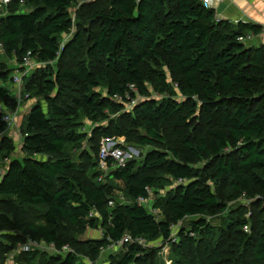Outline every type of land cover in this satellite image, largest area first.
<instances>
[{
    "label": "trees",
    "instance_id": "obj_1",
    "mask_svg": "<svg viewBox=\"0 0 264 264\" xmlns=\"http://www.w3.org/2000/svg\"><path fill=\"white\" fill-rule=\"evenodd\" d=\"M73 1L14 0L0 20V52L21 64L30 58L57 65L46 79L47 68L33 74L43 75L39 94L46 106L37 103L25 116L23 160L11 159V147L0 157L8 161L0 200L39 210L43 224L28 227L59 249L67 245V227L101 228L100 240L83 245L97 258L122 244L123 256L110 255L108 264H152L137 239L169 243L175 264H222L226 246L237 248L239 263L264 264V45L239 41L259 29L218 18L202 0H107V9L87 18L97 30L76 26L62 47L60 36L75 29ZM22 5L30 10L17 11ZM153 64L166 65L167 72ZM10 80L0 67V101L9 97ZM151 88L163 98L150 97ZM2 117L0 110L5 133ZM83 118L106 139L126 135L127 122L143 131L142 146L157 149L139 165L128 161L114 169L109 160L104 183L99 153L92 157L85 149ZM199 118L204 130L197 137L192 121ZM165 125L181 147L165 142ZM121 193L129 203L108 208ZM152 194L149 212L140 200ZM243 199L262 208L256 225L243 204L226 224H213L219 211ZM0 224L17 228L4 214ZM52 257L62 258L57 264L79 261L73 254Z\"/></svg>",
    "mask_w": 264,
    "mask_h": 264
},
{
    "label": "rangeland",
    "instance_id": "obj_2",
    "mask_svg": "<svg viewBox=\"0 0 264 264\" xmlns=\"http://www.w3.org/2000/svg\"><path fill=\"white\" fill-rule=\"evenodd\" d=\"M107 8V0H88L86 3H83L81 0L73 1L70 8V14L75 29H73V31L68 34H63L60 36L61 46L63 47V45L72 38V35L76 30V26L81 27L82 29L90 27L93 31L97 30L98 26L94 23L88 22L87 18L92 12ZM29 10L30 9L27 5H22L17 9L19 12H27ZM9 11L10 9L8 7H0V20L7 16ZM0 64L2 70L8 74L9 80L11 79L6 84V88L9 91V97L4 101H0L2 112L11 118V124H6V132L0 134V157L6 155V151L4 150L6 147H11V159L23 160L25 157V154L22 150L23 140L25 138V116L37 103L46 106V98L40 96L39 94L41 91L39 84L43 80V75L41 74L33 76V74L40 68H47L45 71L47 74L45 76L46 79L48 75L56 72L57 65L56 63L44 65L33 62L31 70L26 72L27 69L23 67V65L19 63L15 57L8 56L3 52H0ZM152 68L161 72H167V67L163 64H153ZM39 77L42 78L39 79ZM49 77L51 78V76ZM150 94V97L156 99H161L164 96L153 91V88H151ZM137 97L138 101L143 99L141 95H137ZM126 109L131 110L132 105H127ZM82 123L83 124L80 128V131H83L88 135V140L85 143V149L87 148V151H90L92 157H96V153H100L101 148L103 147H107L109 150L119 147L123 150V155L121 156L120 160L115 162V167H113L114 169L120 167L121 165L119 164L126 163L128 161H136V163L139 165L148 151L154 148L157 149L156 146L153 148L142 146L140 144V135L143 134V131L132 129L127 122H123V129H127L126 135L112 136L110 139L94 135V129L96 128V125L88 118H83ZM192 124V127L196 129V136H200L204 130L203 121L200 118L195 119L192 121ZM130 128L131 130L129 131L128 129ZM160 133L164 137L165 142L170 147H181V141L173 129L165 125L161 128ZM6 136L10 137L12 140L9 141L5 139ZM159 148L164 147L159 146ZM75 160L77 162L83 161L84 166H86V162L82 159L80 153L75 154ZM205 164L206 160H203L200 163H197L196 167L201 168ZM7 166L8 161L0 160V180L2 179V175L5 173ZM97 166L104 174V178L103 176L101 178L104 180L105 177L111 172V167L109 165L108 167H102L100 160L99 165ZM106 182L107 181L105 179L104 183ZM221 191L223 192L224 188H222ZM154 197L155 196L152 194V199L148 200L144 204L149 212L153 211L151 205ZM114 198H116V202L114 201V205L108 206L110 209L114 208L116 203H129V200L123 193ZM12 200L13 199L0 200V214H4L9 217L12 223L17 227L16 229H11L6 227L4 224H0V264H57L59 259L62 258L59 257L55 259L52 257V255L67 256L68 254H73L77 257L79 260L77 264H108L110 255H120L118 257L120 258L124 254V250L122 251L123 245L121 244L103 250L101 255L97 258L91 256V254L88 252L89 249H86V245H83V242H86L89 239L100 240L103 236V231L101 228L94 230L90 228L70 229V227H67L62 231L64 236L63 240H65L64 242L67 245L63 247L64 249H59L57 246H54V250H50L51 247L48 246L45 241L40 240L39 235L37 233H33V231H31L28 227L33 223H36L37 225L43 224V222L37 221V218L40 216V211L36 208L25 207ZM219 200L225 203L222 199L219 198ZM241 204L247 208V218H252L253 223L256 225L259 212L262 208L249 202V200L247 201V199H243L234 205L232 203L228 204L225 207L227 209L226 211L223 212L221 210L215 215V217L212 219L213 224L216 226H223L226 224L230 212L240 210ZM249 213L252 214V217H250ZM154 214L157 215L156 217L158 219L164 218L160 211H156ZM177 228L178 227L175 226V230ZM25 230H27V236L23 234ZM73 230H75V232ZM245 230L248 231L249 228H246ZM177 233L178 230H176V232L173 234L175 235ZM139 244L144 246L145 251L143 255H146V260L151 261L152 264H175L171 252V245L162 241V239H157L154 241H142V243ZM224 249L225 255L224 262H222V264H245L237 262L238 253H235L237 250L236 247L234 248L231 246H226ZM247 264L251 263L247 262Z\"/></svg>",
    "mask_w": 264,
    "mask_h": 264
},
{
    "label": "crops",
    "instance_id": "obj_3",
    "mask_svg": "<svg viewBox=\"0 0 264 264\" xmlns=\"http://www.w3.org/2000/svg\"><path fill=\"white\" fill-rule=\"evenodd\" d=\"M216 12L221 19L234 24H250L258 28V33L248 34V43L254 46L264 45V0H224Z\"/></svg>",
    "mask_w": 264,
    "mask_h": 264
},
{
    "label": "built area",
    "instance_id": "obj_4",
    "mask_svg": "<svg viewBox=\"0 0 264 264\" xmlns=\"http://www.w3.org/2000/svg\"><path fill=\"white\" fill-rule=\"evenodd\" d=\"M13 1L14 0H0V7H8ZM202 2H203V5L205 8L217 10V7L220 6L224 2V0H202ZM217 16H218V18H220L218 14H217ZM249 40H250V35H248V37H246V38L245 37L239 38L240 42L248 43ZM22 65H23V67H25L27 69L26 72H29L31 70V66L33 65V61L30 58L25 59L24 62L22 63ZM0 109H1V107H0ZM2 120L7 125L11 124V118L8 117L7 115H5L4 113H3ZM0 134H2V133H0ZM122 151L123 150L120 149L119 147H116L112 150H109L107 147L101 148V152L99 153V160H100V164L102 165V167H105V166L108 167V161L109 160H113L115 162H117V160H120L121 156L123 155ZM123 164L124 163L119 164V165H123ZM147 201L148 200L141 199L140 203L145 204ZM114 203H115L114 201L113 202L111 201L109 203V205L112 206V205H114ZM130 240H131V238L127 237L125 239V242H128ZM136 241H138L139 243H142V241H145V240L144 239H137ZM48 246L51 247L50 250H54V246H56V245L54 243H52V244H48Z\"/></svg>",
    "mask_w": 264,
    "mask_h": 264
},
{
    "label": "bare ground",
    "instance_id": "obj_5",
    "mask_svg": "<svg viewBox=\"0 0 264 264\" xmlns=\"http://www.w3.org/2000/svg\"><path fill=\"white\" fill-rule=\"evenodd\" d=\"M203 3V2H202ZM1 110V109H0ZM7 126V125H6Z\"/></svg>",
    "mask_w": 264,
    "mask_h": 264
}]
</instances>
